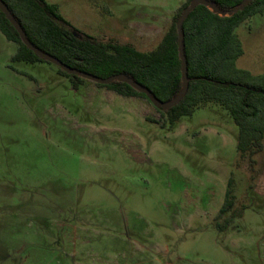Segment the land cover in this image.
<instances>
[{
  "label": "rangeland",
  "instance_id": "rangeland-1",
  "mask_svg": "<svg viewBox=\"0 0 264 264\" xmlns=\"http://www.w3.org/2000/svg\"><path fill=\"white\" fill-rule=\"evenodd\" d=\"M69 29L149 52L186 0H46ZM236 33L264 75V15ZM0 32V264H264V197L220 104L173 127L48 62H13ZM235 205L219 221L229 181ZM243 211L227 226L232 212ZM221 226H227L220 231Z\"/></svg>",
  "mask_w": 264,
  "mask_h": 264
},
{
  "label": "trees",
  "instance_id": "trees-1",
  "mask_svg": "<svg viewBox=\"0 0 264 264\" xmlns=\"http://www.w3.org/2000/svg\"><path fill=\"white\" fill-rule=\"evenodd\" d=\"M24 29L31 43L64 64L101 78L125 74L143 85L159 101L168 103L183 90L182 60L177 21L194 0H186L174 16L157 47L142 52L128 44L101 43L69 29L56 4L46 0H2ZM211 6L198 5L183 23L184 51L187 62L188 89L176 106L169 110L155 107L145 93L126 82L96 84L123 97H142L150 102L164 124L173 127L182 117L192 116L196 109L210 103L223 106L239 128L238 160L249 162L251 172L257 167L256 157L264 153V75H253L237 67L244 54L236 29L256 15H264V0H252L241 11L230 16L244 0H208ZM0 32L17 45L13 62H47L30 50L18 30L0 10ZM58 68V67H57ZM58 72L69 78L75 87L84 78ZM233 179L229 181L225 203L217 220L235 205ZM247 206L232 212L227 226L240 219ZM227 226L218 223L220 231Z\"/></svg>",
  "mask_w": 264,
  "mask_h": 264
},
{
  "label": "water",
  "instance_id": "water-1",
  "mask_svg": "<svg viewBox=\"0 0 264 264\" xmlns=\"http://www.w3.org/2000/svg\"><path fill=\"white\" fill-rule=\"evenodd\" d=\"M252 0H244L241 6H239L236 10H234L231 13H227L225 11H222L220 9H215V12L220 13L225 16H230L234 14L237 11H241L245 8L247 4H249ZM198 5H205V6H211V3L208 0H194L192 4L187 7L183 14L180 16V18L177 21V28H178V33H179V49H180V58L182 60V73H183V90L180 92V94L172 99L168 103H163L159 100H157L148 89H146L143 85L135 81L133 78L130 76H127L125 74L122 75H116L112 76L110 78H101L98 76L91 75L87 72L80 71L77 69H73L72 67L64 64L54 56L43 52L36 46H34L29 38L27 37V34L25 33L24 29L22 26L19 24V22L16 20L14 15L11 13V11L7 8V6L3 3L2 0H0V10L6 15L7 19L13 24V26L18 30L21 39L23 43L30 49L32 50L35 54L40 56L43 60L47 61L48 63H51L55 65L56 67L60 68L64 72L70 74V75H75L79 76L81 78H84L86 80H89L91 82H94L96 84H102V85H107L111 82L114 81H120V82H126L128 85H130L132 88L135 90L145 93L149 100L152 102V104L157 107V108H162L164 110H169L173 108L174 106L177 105V103L183 98L185 93L187 92L188 89V77H187V62H186V56H185V51H184V35H183V23L185 22L186 18L189 16V14L198 6Z\"/></svg>",
  "mask_w": 264,
  "mask_h": 264
},
{
  "label": "crops",
  "instance_id": "crops-1",
  "mask_svg": "<svg viewBox=\"0 0 264 264\" xmlns=\"http://www.w3.org/2000/svg\"><path fill=\"white\" fill-rule=\"evenodd\" d=\"M256 16H261V15H256ZM256 190L260 195L264 197V163H263L262 173L257 179Z\"/></svg>",
  "mask_w": 264,
  "mask_h": 264
},
{
  "label": "flooded vegetation",
  "instance_id": "flooded-vegetation-1",
  "mask_svg": "<svg viewBox=\"0 0 264 264\" xmlns=\"http://www.w3.org/2000/svg\"><path fill=\"white\" fill-rule=\"evenodd\" d=\"M100 88H105V87H100ZM107 89V88H106ZM108 90V89H107ZM110 91V90H109ZM113 92V91H112ZM115 93V92H114ZM117 94V93H116ZM118 95V94H117ZM119 96H121V95H119ZM121 97H123V96H121ZM124 98H135V99H137V98H142V97H124ZM142 99H144V98H142Z\"/></svg>",
  "mask_w": 264,
  "mask_h": 264
}]
</instances>
